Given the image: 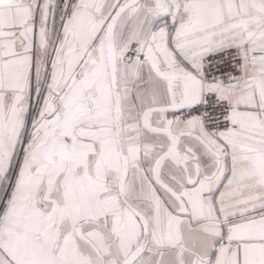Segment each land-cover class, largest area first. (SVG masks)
I'll use <instances>...</instances> for the list:
<instances>
[{"label":"snow or ice","instance_id":"6c2138e0","mask_svg":"<svg viewBox=\"0 0 264 264\" xmlns=\"http://www.w3.org/2000/svg\"><path fill=\"white\" fill-rule=\"evenodd\" d=\"M0 264H264V0H0Z\"/></svg>","mask_w":264,"mask_h":264}]
</instances>
